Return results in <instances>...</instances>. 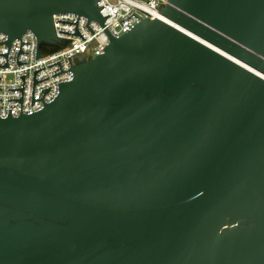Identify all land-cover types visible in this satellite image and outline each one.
Masks as SVG:
<instances>
[{
	"label": "water",
	"instance_id": "water-1",
	"mask_svg": "<svg viewBox=\"0 0 264 264\" xmlns=\"http://www.w3.org/2000/svg\"><path fill=\"white\" fill-rule=\"evenodd\" d=\"M98 1L0 0V67L27 31L36 59L62 43L56 14L109 36L55 63L73 78L50 103L34 71L43 109L22 113L25 76L8 89L22 96L0 118V264H264V0H167L120 37Z\"/></svg>",
	"mask_w": 264,
	"mask_h": 264
},
{
	"label": "built area",
	"instance_id": "built-area-1",
	"mask_svg": "<svg viewBox=\"0 0 264 264\" xmlns=\"http://www.w3.org/2000/svg\"><path fill=\"white\" fill-rule=\"evenodd\" d=\"M166 5L167 0H99L97 2V7L99 8L102 17L109 15L106 17L104 23L110 33L115 37H120L140 22L139 18L155 20L158 13ZM131 14H135L139 18ZM77 17L78 16L74 14L53 15L55 37L62 41V43L37 44V53L39 51L38 56L40 58L36 59L37 39L33 33L27 31L21 36V42L29 44L22 45L21 50L23 53L18 57L17 54L21 43L18 39L13 40L7 56L8 67H0V118H6L8 116V110H11L12 117H18L20 115V103L18 101H7L9 99L21 98V91L8 90L22 87L23 80L20 76H25L22 113L29 115L43 109V102L50 103L58 95L59 83L68 82L73 78V73L71 71L59 73L60 67L55 63L60 62L61 68L63 70H68L70 69V65L72 66V64L77 62V58L79 57L84 56L88 59L103 53V48L109 43V36L98 23L90 22L88 24L93 31V33H91L86 27L87 20L84 17L79 16L77 28L81 36L84 38V40H82L80 36L73 35L75 24L59 22V20H61L75 23ZM127 17L129 18L126 19ZM121 20L124 21L120 23ZM59 31L72 34L60 33ZM6 40L7 37L0 33V42ZM7 49L8 47L6 44H0V54L6 53ZM16 57L18 58V61L26 64L18 65ZM5 63V57L0 56V65H4ZM43 67L44 69L38 71L35 75V79L39 80V82L35 84L34 97L40 99L43 96L44 89L50 87L51 89L44 94L43 102L37 100L33 102L31 106L34 71ZM52 75L55 76L52 77ZM47 77L48 79H45Z\"/></svg>",
	"mask_w": 264,
	"mask_h": 264
},
{
	"label": "flooded vegetation",
	"instance_id": "flooded-vegetation-1",
	"mask_svg": "<svg viewBox=\"0 0 264 264\" xmlns=\"http://www.w3.org/2000/svg\"><path fill=\"white\" fill-rule=\"evenodd\" d=\"M86 58L84 56L77 58V62L80 63L84 61Z\"/></svg>",
	"mask_w": 264,
	"mask_h": 264
}]
</instances>
